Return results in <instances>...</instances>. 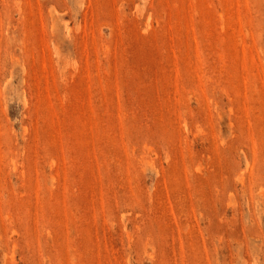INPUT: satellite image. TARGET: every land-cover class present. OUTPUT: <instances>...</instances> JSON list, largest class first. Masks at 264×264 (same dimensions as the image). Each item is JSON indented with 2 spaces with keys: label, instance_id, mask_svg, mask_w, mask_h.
Here are the masks:
<instances>
[{
  "label": "rangeland",
  "instance_id": "obj_1",
  "mask_svg": "<svg viewBox=\"0 0 264 264\" xmlns=\"http://www.w3.org/2000/svg\"><path fill=\"white\" fill-rule=\"evenodd\" d=\"M0 264H264V0H0Z\"/></svg>",
  "mask_w": 264,
  "mask_h": 264
}]
</instances>
